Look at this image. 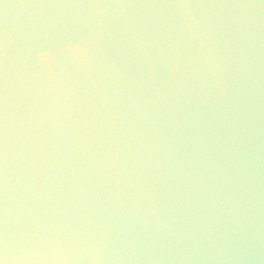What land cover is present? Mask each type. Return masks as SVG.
Segmentation results:
<instances>
[{
    "label": "water",
    "instance_id": "water-1",
    "mask_svg": "<svg viewBox=\"0 0 264 264\" xmlns=\"http://www.w3.org/2000/svg\"><path fill=\"white\" fill-rule=\"evenodd\" d=\"M0 264H264V0H0Z\"/></svg>",
    "mask_w": 264,
    "mask_h": 264
}]
</instances>
